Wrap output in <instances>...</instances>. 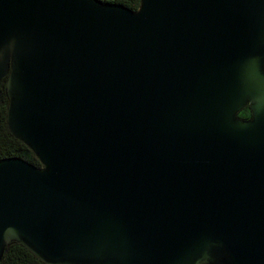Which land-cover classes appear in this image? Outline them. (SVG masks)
Masks as SVG:
<instances>
[{"label":"water","instance_id":"1","mask_svg":"<svg viewBox=\"0 0 264 264\" xmlns=\"http://www.w3.org/2000/svg\"><path fill=\"white\" fill-rule=\"evenodd\" d=\"M3 77L0 260L264 264V0H0Z\"/></svg>","mask_w":264,"mask_h":264},{"label":"trees","instance_id":"2","mask_svg":"<svg viewBox=\"0 0 264 264\" xmlns=\"http://www.w3.org/2000/svg\"><path fill=\"white\" fill-rule=\"evenodd\" d=\"M129 8H136L139 0H111ZM5 77L0 80V158L5 156H20L33 164H40L33 151L21 140L15 138L8 130L5 122L6 95L4 91ZM239 116L250 115L248 106L238 112ZM0 264H47L35 256L25 246L18 242H9L5 246Z\"/></svg>","mask_w":264,"mask_h":264},{"label":"built area","instance_id":"3","mask_svg":"<svg viewBox=\"0 0 264 264\" xmlns=\"http://www.w3.org/2000/svg\"><path fill=\"white\" fill-rule=\"evenodd\" d=\"M107 1H111V0H107Z\"/></svg>","mask_w":264,"mask_h":264},{"label":"flooded vegetation","instance_id":"4","mask_svg":"<svg viewBox=\"0 0 264 264\" xmlns=\"http://www.w3.org/2000/svg\"><path fill=\"white\" fill-rule=\"evenodd\" d=\"M242 117V116H241ZM246 117H248V116H246Z\"/></svg>","mask_w":264,"mask_h":264}]
</instances>
